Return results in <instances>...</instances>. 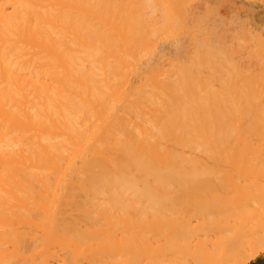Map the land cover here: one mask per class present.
I'll return each instance as SVG.
<instances>
[{
  "label": "bare ground",
  "instance_id": "6f19581e",
  "mask_svg": "<svg viewBox=\"0 0 264 264\" xmlns=\"http://www.w3.org/2000/svg\"><path fill=\"white\" fill-rule=\"evenodd\" d=\"M258 9L0 0V264H46L20 252H130L124 264L264 253ZM236 32L250 42L230 43ZM226 173L245 176L232 195ZM116 223L130 225L121 244ZM165 244L175 252H147Z\"/></svg>",
  "mask_w": 264,
  "mask_h": 264
},
{
  "label": "rangeland",
  "instance_id": "374dc122",
  "mask_svg": "<svg viewBox=\"0 0 264 264\" xmlns=\"http://www.w3.org/2000/svg\"><path fill=\"white\" fill-rule=\"evenodd\" d=\"M257 12L260 14V16H264V10L258 9ZM210 14L215 18H221L226 15L224 10L217 8L212 9ZM227 26H229V24H227ZM236 34L233 33L231 37L235 36L237 37V39H231L230 37L229 41L233 40L230 43L234 42L233 44L235 46H237V44L238 46H240L248 43L247 41L249 40H241V35L239 37V33L236 32ZM239 39L243 41L242 44L240 43ZM237 41H239V43ZM243 56L248 60L251 57V55L249 57L247 56V54H244ZM246 64L250 63L247 62ZM223 178L227 183L228 195H232L235 193V190L238 191L235 185H242V179H244L245 176L242 174L239 176L231 175V173H226L225 175H223ZM129 231V224L116 223L114 224L113 229L111 232H109V234H112L118 241V244H121V239L123 238V236L127 235ZM147 252H175V248L173 245L165 244L163 245V249L161 250H152ZM18 257L19 262L25 261L26 259H34L35 263H39L41 261L45 262L46 264H124L125 261L129 259L130 252H41V254L39 255H35V252H20V255ZM22 257L26 258L23 259ZM262 260H264V253L259 255L248 264H258Z\"/></svg>",
  "mask_w": 264,
  "mask_h": 264
},
{
  "label": "flooded vegetation",
  "instance_id": "af4514ba",
  "mask_svg": "<svg viewBox=\"0 0 264 264\" xmlns=\"http://www.w3.org/2000/svg\"><path fill=\"white\" fill-rule=\"evenodd\" d=\"M258 264H264V260H262L261 262H259Z\"/></svg>",
  "mask_w": 264,
  "mask_h": 264
}]
</instances>
